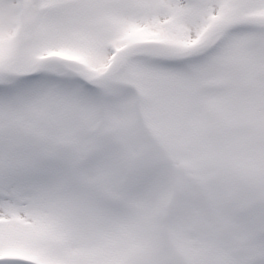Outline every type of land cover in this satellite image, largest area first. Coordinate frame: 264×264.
I'll return each instance as SVG.
<instances>
[{"label":"snow or ice","instance_id":"obj_1","mask_svg":"<svg viewBox=\"0 0 264 264\" xmlns=\"http://www.w3.org/2000/svg\"><path fill=\"white\" fill-rule=\"evenodd\" d=\"M0 264H264V0H0Z\"/></svg>","mask_w":264,"mask_h":264}]
</instances>
